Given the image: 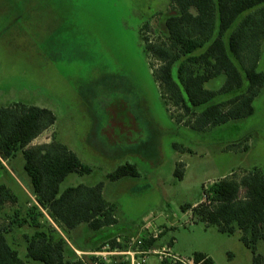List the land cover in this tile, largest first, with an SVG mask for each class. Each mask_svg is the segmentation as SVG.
<instances>
[{"label": "rangeland", "instance_id": "1", "mask_svg": "<svg viewBox=\"0 0 264 264\" xmlns=\"http://www.w3.org/2000/svg\"><path fill=\"white\" fill-rule=\"evenodd\" d=\"M172 7L169 0H0V105L23 101L56 114L57 123L32 145L55 134L92 167L88 175H70L62 189L104 183L117 223L97 232L80 227L67 233L78 250H97L104 242L113 247L118 239L126 246L150 222L153 233L161 232L150 248L167 246L185 257L203 253L214 264H253L240 230L222 233L182 208L204 202L205 191L224 177L264 169V87L249 117L202 131L186 124L187 118L179 121L184 112L163 97L151 67L160 63L146 53L143 41L145 34L160 37L158 23ZM147 23L153 28L148 32ZM258 69L264 71V41ZM128 162L140 175L110 182L107 175ZM4 163L14 177L5 168L0 181L18 202L7 204L1 226L26 264H44L27 257L25 235L35 229L12 223L15 211L25 215L37 206L23 155ZM39 209L45 215L41 222L65 236ZM256 249L264 264V241ZM157 262L156 256L149 258V264Z\"/></svg>", "mask_w": 264, "mask_h": 264}, {"label": "trees", "instance_id": "2", "mask_svg": "<svg viewBox=\"0 0 264 264\" xmlns=\"http://www.w3.org/2000/svg\"><path fill=\"white\" fill-rule=\"evenodd\" d=\"M169 1L173 7L158 23L160 37L151 40L145 34L143 41L146 53L160 63L151 67L163 97L184 112L178 120L187 118L186 124L202 131L251 116L264 87V71L258 69L264 41V0ZM143 28L147 32L153 29L148 23ZM216 80H220L217 87H208ZM56 123V114L48 108L23 102L0 107V171L5 170V161L22 153L38 203L25 215L15 211L12 219L19 227L35 229L25 235L27 257L44 264H86L93 258H74L77 255L67 233L81 225L92 232L115 226L116 207L105 199L103 182L62 189L70 175H88L92 167L55 134L50 143L32 145ZM139 175L137 165L128 162L107 178L117 182ZM17 202V195L0 181V264H26L1 226L5 207ZM39 207L66 238L41 222L45 215ZM182 209L192 210L198 221L215 225L222 233L233 235L240 230L241 240L252 250L253 264H263L256 248L264 241V169L254 168L240 178L224 177L205 191L204 202ZM112 245L125 247L116 242ZM194 256L214 264L206 254Z\"/></svg>", "mask_w": 264, "mask_h": 264}, {"label": "built area", "instance_id": "3", "mask_svg": "<svg viewBox=\"0 0 264 264\" xmlns=\"http://www.w3.org/2000/svg\"><path fill=\"white\" fill-rule=\"evenodd\" d=\"M150 226L151 223L148 222L143 229L144 234L132 237L124 248L111 247L106 244L100 251L90 253L91 256H94L91 264H104L106 261L115 263L123 261L126 264H149L151 256L157 257L158 262L156 264H206L205 259L197 260L195 256L185 257L178 253H173L172 249L167 246H162L161 249L147 246L149 241L157 240L159 233H161L156 231L153 233ZM118 242L119 244L121 243L119 239Z\"/></svg>", "mask_w": 264, "mask_h": 264}, {"label": "crops", "instance_id": "4", "mask_svg": "<svg viewBox=\"0 0 264 264\" xmlns=\"http://www.w3.org/2000/svg\"><path fill=\"white\" fill-rule=\"evenodd\" d=\"M17 102H23V101H16V102H14V103H17ZM14 103H7V104H2V105H0V107H7V106H10V105H12V104H14ZM48 131L49 130H47L46 132H44L42 135H46V133H48ZM41 135V136H42ZM51 140H52V138L50 139V140H47L45 143H50L51 142ZM70 147V146H69ZM71 148V147H70ZM72 149V148H71ZM73 150V149H72ZM74 151V150H73ZM4 165H5V168H7V171H9L10 173H11V175L14 177V171L13 170H10L9 169V167L6 165V163H4ZM13 171V172H12ZM18 198V197H17ZM28 201V200H27ZM197 204H195L194 206H196ZM190 212V211H189ZM80 227H83V229H84V231H86V232H91L87 227H86V225H81ZM79 227V228H80ZM65 235V234H64ZM65 237V236H64ZM66 238V237H65ZM69 242V241H68ZM69 244H70V242H69ZM70 246H71V248L72 249H74L76 252H78V253H80L81 255H87V254H90V253H92V252H97L96 251V247L97 246H94V247H91L90 249H89V247H86L85 249H80V250H78L77 248H75L74 246H72L71 244H70ZM93 250H95V251H93Z\"/></svg>", "mask_w": 264, "mask_h": 264}]
</instances>
